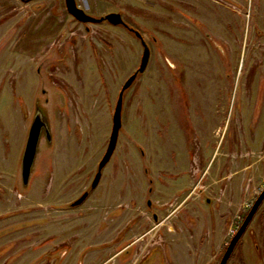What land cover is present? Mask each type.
Segmentation results:
<instances>
[{
  "label": "rangeland",
  "instance_id": "1",
  "mask_svg": "<svg viewBox=\"0 0 264 264\" xmlns=\"http://www.w3.org/2000/svg\"><path fill=\"white\" fill-rule=\"evenodd\" d=\"M77 3L97 18L121 13L149 47V64L124 93L118 144L100 186L72 208L91 190L143 42L123 25L77 21L66 0H0V264H197L193 238L218 219L212 206L240 221L264 188V0ZM187 60L199 70L188 75L191 85ZM201 63L216 69L203 73ZM38 99L51 138L41 139L25 185L21 156ZM185 198L179 211L188 225L180 228L194 236L191 251L169 220L156 229L152 221L153 205L165 216L160 206ZM131 205L151 206L148 220L134 224Z\"/></svg>",
  "mask_w": 264,
  "mask_h": 264
},
{
  "label": "flooded vegetation",
  "instance_id": "2",
  "mask_svg": "<svg viewBox=\"0 0 264 264\" xmlns=\"http://www.w3.org/2000/svg\"><path fill=\"white\" fill-rule=\"evenodd\" d=\"M81 23H83V22H81ZM129 29L136 34V30H134L132 28H129ZM137 37H139V36H137ZM139 38L143 42V38H141V37H139ZM232 62H231V65H232ZM190 64H191V61L187 60L186 68L184 70V74H185L184 82L185 83H187L186 80H187L188 75L190 73L197 71L196 76L199 74V70L193 65H192V67H190ZM200 67H202L203 73L205 72L206 69H208V70L216 69V67H211L210 63L208 64V67H205V64L201 63ZM37 69H38L37 73L40 76L41 67L38 66ZM37 69H36V71H37ZM227 74L228 73H226L225 76H227ZM134 82H133V84H134ZM125 83H124V85H125ZM133 84H132V86H133ZM187 84L191 85L190 83H187ZM60 86H61V84H60ZM132 86L130 88H132ZM68 87L70 89L72 88V86H68ZM70 89H69V93L74 95V93H76V91L75 90L73 91V89H71V90ZM60 90L63 93V95H60L59 92H56L57 93V100H58L59 104L65 109L66 108V102H67L66 95L68 96V94H67L68 92H67V89L63 88V87L60 88ZM120 93H119V95H120ZM43 94H46L45 89L43 91ZM49 100H50L49 97H47L48 102H49ZM39 101H40V99L37 100V106H36L37 108L35 110V116L33 118L31 126L37 117L41 120V122H42L41 136H40V141H41L43 136H45L47 139H50L51 135L49 132L47 122L44 120V118L42 116V109H43L42 106H44V105L39 103ZM71 103H72V101H71ZM114 113H115V111H114ZM31 126L28 129L29 131H28L27 137H26V144H27V140H28V136H29ZM112 129H113V127H112ZM26 144H25V148H26ZM108 145H109V143H108ZM39 146H40V142H39ZM39 146H38V150H39ZM25 148H24L23 154L21 156L22 160H23ZM37 154H38V152H37ZM105 154H106V152H105ZM103 157H102V159H103ZM36 158H37V156H36ZM102 159L98 163L97 172H96L94 179L90 185L91 190L90 191L87 190V191H84L82 193V195H84L87 192L88 193L87 198L80 205L74 206L73 203L75 201H77L82 196L81 195L78 199H76L70 203V206L72 208H78V207L83 206L90 199L91 192L96 190L98 188V186H100V184L102 182V178H103V170L106 168V166L110 162L109 161L100 170V164H101ZM35 161H36V159H35ZM250 166H251V164H249L247 167H250ZM99 172H101L100 180H99L97 186L93 187V183H94ZM21 176H22V161H21ZM193 190L190 191V193L187 195V197L193 192ZM263 191H264V188L258 194V196L253 201V203L248 206L249 207L248 210L246 211V213L244 214V216L241 218L240 221H236V220L230 221V220L222 219L223 216L220 213H222L223 208H226V206L225 207L218 206V204L213 205L212 208L214 207V209L220 210V212H218V214H219L218 219L216 218L217 212L215 213L214 210L212 209V211L214 212V216H215L216 220L208 222L207 223L208 226L207 227L204 226L202 229V232L201 231H200V233L198 232L197 235H195V237L190 235V232H191L190 230L187 229L184 231V229L181 230V228H180L181 224H183L185 227H186V225H188L187 221H186L187 223L184 222L185 221L184 219H186V218H184V216H182V214H180V211H179L181 205L185 202L186 198L182 202L178 203L177 205H175V203L173 204V202H165L166 204H163V206H160L161 211H164V210H166L167 212L170 211L165 216H159V210L157 209L158 205H155V206L153 205V212H152V219L153 220L152 221H153L154 226H156L154 229H156L157 226H159V225H163L165 221L169 220L171 223V227L177 229L176 232H177L178 236H177L176 240H177V242H179V241L183 242L184 251H186L187 249H189V251H191V249H192L191 244L195 243V242L191 243V239L194 237L193 239H195L194 241H196V244L194 246H196V248H197V259L195 260V261H197V264H264V200L259 205L257 211L255 212V214L252 217V219L250 220V222L247 224L244 231L240 234V236L237 237V235L239 234L240 230L242 229V227L244 225V222H245L247 216L252 211L255 203L257 202L258 198L260 197V195L262 194ZM135 201L137 202V200H135ZM208 201H209V199H208ZM151 206H152V204H151ZM151 206H149V207L146 206L147 211H149L151 209ZM229 208H230V210H228V212L230 213V215L232 214V212L236 213V211L233 210V208H231V205H229ZM130 211L133 213L137 212V214L135 213L137 216L136 215L134 216V221H135L134 224H139V222H142L143 220H146V221L148 220V218L146 217V214H149V213L147 211L146 212L141 211L140 207H136V209H135V207L132 206V210H130ZM128 214H131V213L130 212L124 213V215H128ZM138 214H141V215L138 216ZM138 220H139V222H138ZM189 223H190V220H189ZM130 224H132V222H130ZM178 229H180V231ZM185 233H188V237H189L188 242L186 240L187 238L185 236ZM157 234H158L157 230L154 231L153 240L157 236ZM161 238H162V235H161ZM150 241H152V239H150ZM131 243L132 244L134 243L133 245H135L137 243V240H133V241H131ZM131 243H129V245L127 247L132 245ZM155 243H158V242H155ZM133 245L130 249L133 248ZM125 249L123 250V252H126ZM152 249L154 251V252H151L152 258L155 257V259H156V258H158V256H161V253L159 252V249H157V246L153 247ZM119 253H121V252L119 251ZM171 253H173V252H171ZM171 253H169V254H171ZM118 254L115 257H117ZM122 257H123V255H122ZM225 258H226V260H225ZM108 263H109V261L107 260V263H103V264H108ZM194 264H195V262H194Z\"/></svg>",
  "mask_w": 264,
  "mask_h": 264
},
{
  "label": "water",
  "instance_id": "3",
  "mask_svg": "<svg viewBox=\"0 0 264 264\" xmlns=\"http://www.w3.org/2000/svg\"><path fill=\"white\" fill-rule=\"evenodd\" d=\"M23 1H32V0H23ZM66 5H67L68 12L80 22H83V23H101L104 21H108L110 24H112L114 26L123 25V26L129 28L128 24L125 22L121 13H115L114 12V13H110L104 17L97 18V17H94V16L90 15L89 13H87L84 8L80 7L79 4L77 3V0H66ZM136 35L142 38V35L138 31H136ZM143 44H144L145 48H144V54L142 57L140 67H139L138 71L136 73H134L127 80V82L123 86L122 91L119 95L118 102H117L116 109H115V113L113 116V129H112L109 145H108L106 154L104 155V157L101 161L100 170L110 161V159L112 158V156L116 150L117 144H118L119 134H120V130L122 128V111H123V102H124V92L132 86L133 82L137 78V75L139 73H143L147 69V66L149 64L150 49L144 41H143ZM41 128H42V122L37 117L31 126L29 136H28V140H27V144H26V148H25V152H24V156H23V160H22V181L25 185L29 184L30 177L32 174V170H33V167L35 164V159L37 156L38 146H39V142H40ZM100 177H101V172L98 173V175H97V177L93 183V187L97 186V184L100 180ZM87 196H88V193L86 192L77 201H75L73 203V205L74 206L80 205L81 203L84 202V200L87 198ZM263 200H264V191L262 192V194L258 198V200L255 203L252 211L247 216V218L244 222V225H243L242 229L240 230L239 234L237 235V237L240 236V234L244 231L247 224L250 222V220L254 216L255 212L257 211L259 205L262 203ZM225 260H226V258H225Z\"/></svg>",
  "mask_w": 264,
  "mask_h": 264
},
{
  "label": "crops",
  "instance_id": "4",
  "mask_svg": "<svg viewBox=\"0 0 264 264\" xmlns=\"http://www.w3.org/2000/svg\"><path fill=\"white\" fill-rule=\"evenodd\" d=\"M33 35H35V34H33ZM34 46H35V45H34ZM34 46L31 45V46H29L28 49H31V48L34 47ZM28 49H27V50H28ZM25 51H26V50H25ZM36 52H37V51H36ZM26 137H27V132H26ZM25 142H26V138H25L24 144H25ZM24 144H23V147H24ZM23 147H22V149H23ZM21 151H22V150H21ZM20 155H21V152H20ZM242 164H243V163H242ZM245 165L248 166L249 164H245ZM246 168H247V167H246ZM99 230H100V229H99ZM101 239L103 240L104 238H101ZM125 239H126V238H125ZM131 244H132V243H131ZM128 245H129V243H127V244L125 243L124 246L120 249V252H121V253H119L118 256L116 257V258L119 260V262H121L122 260H125L126 256H123V257H122V255H123L124 253H126V252H123V250H124ZM181 245H182V244H181ZM64 246H65V245H64ZM100 246H101V247H107V246H109V245H105L104 242L101 241ZM65 252H66V251H62V255H64ZM96 252H97L96 254L92 253V256H88V257H87V263H90L91 261H94V260L100 255V252H101V251L97 249ZM90 260H91V261H90Z\"/></svg>",
  "mask_w": 264,
  "mask_h": 264
}]
</instances>
